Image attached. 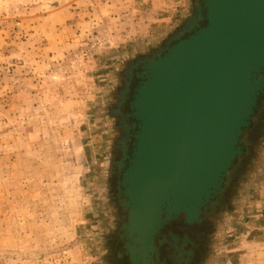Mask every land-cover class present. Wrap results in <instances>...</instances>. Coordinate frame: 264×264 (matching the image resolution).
<instances>
[{"label": "rangeland", "instance_id": "obj_1", "mask_svg": "<svg viewBox=\"0 0 264 264\" xmlns=\"http://www.w3.org/2000/svg\"><path fill=\"white\" fill-rule=\"evenodd\" d=\"M189 0H0V264H106L121 71ZM260 156L205 264H264ZM114 162V161H113Z\"/></svg>", "mask_w": 264, "mask_h": 264}, {"label": "water", "instance_id": "obj_2", "mask_svg": "<svg viewBox=\"0 0 264 264\" xmlns=\"http://www.w3.org/2000/svg\"><path fill=\"white\" fill-rule=\"evenodd\" d=\"M189 2L172 31L120 72L108 111L128 201L123 229L145 251L168 221L183 214L191 223L222 196L263 116L264 0Z\"/></svg>", "mask_w": 264, "mask_h": 264}, {"label": "flooded vegetation", "instance_id": "obj_3", "mask_svg": "<svg viewBox=\"0 0 264 264\" xmlns=\"http://www.w3.org/2000/svg\"><path fill=\"white\" fill-rule=\"evenodd\" d=\"M261 112L263 116L259 124L249 131L254 144L251 146L250 155L242 158L243 169L239 170L237 165L232 167L233 172L238 171L235 179L225 191H221L222 196L218 195L201 210L198 218L193 222L188 223L181 214L164 224L159 234L153 238L155 249L153 251H145L142 245L134 244L132 238L123 229V226L129 222V210L124 206L128 201L123 194V189L119 188L122 182L118 179L117 171L113 167V161L118 159V152L121 150L119 148L111 150L109 160H112L113 168L108 177L106 193L115 213V222L114 227L106 233L103 240V246L107 249L106 264H205L221 220L234 212L235 201L240 195L241 187L249 178L261 154L259 149L264 135V104L260 106L256 117ZM256 121L254 118L253 123ZM130 146L128 143L126 153L129 152ZM227 175L230 174L227 173ZM213 204L217 206L215 211L211 209Z\"/></svg>", "mask_w": 264, "mask_h": 264}]
</instances>
